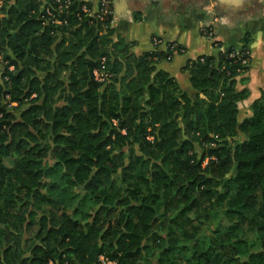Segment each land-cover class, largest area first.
I'll return each instance as SVG.
<instances>
[{
  "label": "trees",
  "instance_id": "16d2710c",
  "mask_svg": "<svg viewBox=\"0 0 264 264\" xmlns=\"http://www.w3.org/2000/svg\"><path fill=\"white\" fill-rule=\"evenodd\" d=\"M81 4L61 23L53 0L0 6V264H264V90L239 119L235 86L247 42L187 60L185 89L155 64L170 50L133 51Z\"/></svg>",
  "mask_w": 264,
  "mask_h": 264
},
{
  "label": "crops",
  "instance_id": "0c3cea01",
  "mask_svg": "<svg viewBox=\"0 0 264 264\" xmlns=\"http://www.w3.org/2000/svg\"><path fill=\"white\" fill-rule=\"evenodd\" d=\"M79 1L97 8V0ZM203 24L213 26L212 40L201 33ZM111 26L132 42L135 52L156 49L167 53L169 43L180 46L181 50H170L155 64L185 89H190L184 68L187 60L204 54L215 56L221 49L247 42L248 68L237 74L235 81L237 89L249 90L237 103L239 119L250 115V104L264 90V0H113ZM213 40L219 44L214 45Z\"/></svg>",
  "mask_w": 264,
  "mask_h": 264
},
{
  "label": "built area",
  "instance_id": "2783aa9c",
  "mask_svg": "<svg viewBox=\"0 0 264 264\" xmlns=\"http://www.w3.org/2000/svg\"><path fill=\"white\" fill-rule=\"evenodd\" d=\"M53 1L56 3V6L54 7V9L48 5L44 7V11L46 13L45 20H51L53 23H61L63 21L55 16V11L60 12L61 10L66 9L70 5V3L73 2V0H53ZM97 1H98L97 2L98 4H97L96 9H91L89 6H87L84 3L81 4L80 8L84 13L92 16L93 18L101 21L102 23L104 22L105 19L108 18L111 24V22L113 21V0H97ZM2 2L3 0H0V6ZM201 33L205 37L212 40L214 37V28L210 24H203L201 26ZM158 41H159L158 38L156 37L153 38L154 43H157ZM214 41L215 40H213L212 42ZM214 45H217V44H214ZM168 48L170 50L172 49L181 50L182 49L180 46H178L175 43H169ZM234 53L235 52H231L230 55H234ZM237 53L238 55H240L241 61L243 63L244 62L246 63L249 61L250 51L248 47L242 49L240 52L237 51ZM95 74L98 75L96 71H95ZM108 263H111V262L108 261Z\"/></svg>",
  "mask_w": 264,
  "mask_h": 264
},
{
  "label": "rangeland",
  "instance_id": "374dc122",
  "mask_svg": "<svg viewBox=\"0 0 264 264\" xmlns=\"http://www.w3.org/2000/svg\"><path fill=\"white\" fill-rule=\"evenodd\" d=\"M239 138H242V135H241V134H239V135L236 136V139H239ZM195 149L198 150V151H200V147L198 146V144H196V148H195ZM5 161H6V162H9V159H8V158H5ZM189 215H190L191 217L193 216L192 213H189ZM194 223H196V222H195V220L193 219V220H192V224H194ZM209 225H210L211 227H213V226H214V223H213L212 221H210V222H209ZM184 227H185V228H188V227H189V223L186 222V223L184 224ZM174 229H175V231H176L178 234L181 233V231H180V227H179V226H177V225L174 226ZM245 236H246V238L248 239V241L250 242V245H251L252 248H254V249L258 248L259 244H258V241H257L256 235H255V233H254L253 231H251V230H247V231L245 232ZM186 253H187V250H182V251H181V254H180L181 257H183ZM144 264H158V262H157V260H156V255H155V254L148 255L147 258L144 260Z\"/></svg>",
  "mask_w": 264,
  "mask_h": 264
}]
</instances>
